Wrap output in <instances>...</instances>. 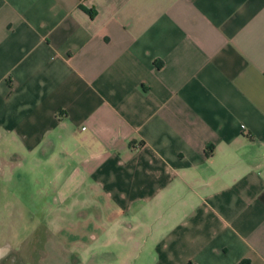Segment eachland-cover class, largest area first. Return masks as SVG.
<instances>
[{
    "label": "crops",
    "instance_id": "1",
    "mask_svg": "<svg viewBox=\"0 0 264 264\" xmlns=\"http://www.w3.org/2000/svg\"><path fill=\"white\" fill-rule=\"evenodd\" d=\"M5 178L55 264H264V0H0Z\"/></svg>",
    "mask_w": 264,
    "mask_h": 264
},
{
    "label": "rangeland",
    "instance_id": "2",
    "mask_svg": "<svg viewBox=\"0 0 264 264\" xmlns=\"http://www.w3.org/2000/svg\"><path fill=\"white\" fill-rule=\"evenodd\" d=\"M8 179H0V264H55L54 238L47 232L52 224L45 223L51 220L43 216L56 203L31 201L19 194L25 187L14 186Z\"/></svg>",
    "mask_w": 264,
    "mask_h": 264
}]
</instances>
